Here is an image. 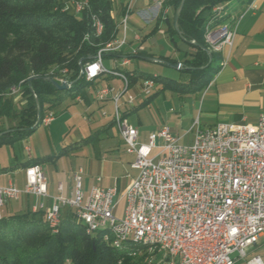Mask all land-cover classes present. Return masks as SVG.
<instances>
[{
  "label": "built area",
  "instance_id": "2783aa9c",
  "mask_svg": "<svg viewBox=\"0 0 264 264\" xmlns=\"http://www.w3.org/2000/svg\"><path fill=\"white\" fill-rule=\"evenodd\" d=\"M88 7L89 0H69L64 9L71 8L78 14ZM250 7L255 8L252 1ZM130 9L131 2L122 19L124 26ZM92 19L98 28L100 19L95 15ZM215 34L211 37L212 43L219 44L220 48L230 47L235 27L232 24ZM116 42L120 49L125 38ZM116 52L101 49V57L81 66L79 76L92 75L95 81L107 74L103 58ZM128 63L127 58L121 61L123 65ZM117 66L114 60V67ZM110 76L122 81V90L115 92L112 86L102 85L95 89L94 98L98 102L111 101L112 121L126 151L135 155L131 167L137 174L121 195L115 187L98 185L85 194L81 169L75 171L70 196L55 197L44 212V217L53 225V233L58 231L56 222L61 218V208L66 207L82 221L87 234L96 233L97 225L114 224L117 239L124 243H130V238H155V247L143 246L150 262L156 254H164L167 260L163 264L181 261L237 264L244 260L245 264H264L260 255L248 257L249 248L264 238V112L254 123L197 127L191 144L180 143L167 125L140 142L137 128L128 123L121 110L122 105L128 108L135 105L130 77L126 71ZM59 82L71 84L62 77ZM139 86L140 94L155 88L154 82L140 81ZM16 92L17 88L11 94ZM76 98L80 100L79 96ZM100 114L106 116L103 109ZM53 118L54 113L49 111L44 125ZM24 172L22 188L11 182L0 186V208L8 199H18L23 194L47 195L42 166L30 165ZM61 189L58 185V190ZM120 200L123 207L118 214L116 206ZM42 209V203L34 207V211ZM102 240L108 242L106 236Z\"/></svg>",
  "mask_w": 264,
  "mask_h": 264
},
{
  "label": "trees",
  "instance_id": "16d2710c",
  "mask_svg": "<svg viewBox=\"0 0 264 264\" xmlns=\"http://www.w3.org/2000/svg\"><path fill=\"white\" fill-rule=\"evenodd\" d=\"M68 1L0 0V116L12 117L17 122L9 130L8 126L0 125L3 126L0 145L11 144L32 133L45 112H52L65 99L83 96L93 81L83 75L79 77L81 66L92 61L116 37L117 28L109 13L110 0H89V7L78 14L71 8L64 9ZM239 2L251 1L184 0L176 27L170 30L174 34L179 32L196 48L195 54L181 64L187 77L176 80L126 71L131 86H138L141 80L153 75L155 87L161 84L174 91L189 92L206 86L220 65L213 54L210 57L205 51L204 34L228 19L230 7ZM181 3L182 0H167L175 10ZM93 15L102 24L99 34ZM45 76L58 83L59 78H65L71 85L58 90ZM28 78H31L29 82ZM12 88H17L18 97L11 94ZM157 92L147 96L139 106H144ZM127 114L128 111L122 112L123 117ZM34 164H40V160H33L27 166ZM57 230L51 232L42 210L0 217V264H163L167 260L165 255L156 254L149 262V255L140 244L127 243L123 249H114L102 240L101 231L87 234L85 225L69 208L61 213Z\"/></svg>",
  "mask_w": 264,
  "mask_h": 264
},
{
  "label": "crops",
  "instance_id": "0c3cea01",
  "mask_svg": "<svg viewBox=\"0 0 264 264\" xmlns=\"http://www.w3.org/2000/svg\"><path fill=\"white\" fill-rule=\"evenodd\" d=\"M129 2H131V9L124 26L122 19ZM252 2L255 8H251L247 2L233 4L229 10L230 17L220 23L230 21V24L235 27V35L231 46H225L222 51L217 53L216 58L220 65L218 71L206 86L199 89V106L203 110V112L200 111V118L204 120V126H201L200 122H198L199 129H206L218 123H254L259 114L264 112V0H253ZM110 3L111 9L109 13L117 28L115 38H125V43L116 53L106 56L107 62L113 64V68L110 69L124 72H144L141 69H143L142 62L145 61L167 66L178 64L181 66L182 63H186L187 58L195 54L196 48L193 44L184 40L179 32L178 34L171 33V27H176L174 15L177 9L175 10L172 5L167 4V0H110ZM124 58L129 60L128 64H121ZM114 60L118 63L117 67H114ZM102 62L106 66L104 59ZM180 66L174 68L181 72V77L176 80L185 78L183 76L185 73L179 68ZM110 75H102L93 81L90 84L92 91H86L85 89L84 95L79 96L80 100L77 98L71 99L72 102L83 106L86 113L83 116V120L88 125L95 123V128L84 140H76L70 145L62 147L58 154L48 152L38 156L27 155L23 160H19V163H14V167H12L13 165L0 167V176L13 175L20 172L23 174L22 178L25 184L24 171L27 164L33 160H40L39 165L42 166L47 181V195L45 197L21 195L17 200L22 197L27 199L31 197L32 199L30 202L27 201L21 212H34V207L40 203L43 204L42 211L45 212L54 203L55 197H69L73 189L72 175L78 169H81L82 190L85 194L89 192L92 186L98 185L104 188L115 187L118 195H121L136 176L125 174L126 168L133 169L131 163L134 161L135 155L126 151V145L112 121L111 101L98 102L94 98V91L97 87L110 85L112 80ZM132 89L140 90V86L132 85ZM163 89L162 85L158 84L153 93ZM174 92L178 93L182 100L181 108L186 110L184 117H190L191 119L193 114L189 112V104L182 98L183 96L195 95V91ZM16 97H18V93ZM64 101L56 108L61 106ZM192 102L195 110L197 101L195 102L194 99ZM141 103L137 105L135 103L130 108L123 106L122 112L128 111V114H130L143 107L139 106ZM101 109L106 112V116L100 114ZM95 113L99 114L100 117L98 119L94 118ZM46 114L47 112L44 115ZM54 121L55 115L53 120L44 126H50ZM169 128L171 133L175 135L173 126H169ZM193 130L194 128H192L191 124L183 136L193 132ZM147 136L144 141H141L138 132L140 142H145ZM183 136L175 137H178L180 142ZM89 143L94 145L101 144L100 146L96 145L94 154L87 159L89 174L93 173L89 182H84V169L81 166L75 169L73 173L69 172L67 168L64 171L57 168L49 169V164L56 165L60 157H65L68 153H73L74 151L85 150L86 145ZM120 144L124 146L125 154L122 156L120 154ZM85 155L87 154L85 153ZM65 173L66 176L64 177ZM125 177H128L129 180L126 183H122L121 180ZM9 182L13 183L11 179H8L5 185ZM58 185L62 186L61 191L58 190ZM15 186L18 187L17 185ZM66 209L68 208H61V213ZM0 217L2 216L0 215Z\"/></svg>",
  "mask_w": 264,
  "mask_h": 264
},
{
  "label": "rangeland",
  "instance_id": "374dc122",
  "mask_svg": "<svg viewBox=\"0 0 264 264\" xmlns=\"http://www.w3.org/2000/svg\"><path fill=\"white\" fill-rule=\"evenodd\" d=\"M213 10L214 8L212 9V11ZM229 22L219 24L212 29L206 30L204 34V41L206 46L204 47V49L209 54V56H212L213 54L214 57H216L218 53V51L212 48L209 40H211L212 36H216L215 32L218 29H221L222 26L226 25ZM106 58V56H104L103 58L104 64L108 69L113 68V64H111V62L108 63ZM216 61H214V63L212 64L213 66L216 65ZM142 64L143 69L141 70L148 74L155 73L156 75H159L161 77L163 76L173 79H178L181 77V72L170 66L146 61L142 62ZM179 68L184 70L185 67L181 65ZM104 75L107 76L108 74ZM185 75L186 74H183V76ZM111 79L112 80L110 81V86L114 88V91L117 92L119 90H122V81L114 76H111ZM86 91H92V86L89 85L88 87H86ZM153 91L154 89L148 91V93L140 94L139 89H132L130 93L136 95L135 103L137 105L141 103V101L145 97L151 95ZM199 92L200 90H195V95L183 96L182 98L189 104V112L193 114L191 119L190 117H184V115L186 114V110L181 108L182 100L179 94L175 93L174 90L169 87H164L163 90L157 92L148 100V102L143 107L128 114L126 119L129 124L138 128L139 138L141 141H144V138L149 133L157 132L164 125L173 126V131L175 133L174 136H183V134L187 132L188 128L192 124V126H194L193 132L186 134L180 140L181 143L189 144L193 140L194 131H196V128L199 127L198 122H200L201 126H204V120L203 118H200V111L203 112V110H201L199 106ZM17 93L18 92H16L15 95H17ZM194 99L195 102L197 101V104H195V110L193 109L192 102ZM122 108H124L123 105L121 106V110ZM52 111L55 115V121L50 126H44L43 124H40L38 128L27 135L26 138L15 141L11 144L0 145V167L10 166L16 162L19 163V160H23L27 155L38 156L48 152L58 154V152L62 150V147L70 145L76 140H84V138H86V136H88L89 133L95 128V123L92 125H88L83 120V116L86 114L83 106L72 102L71 99L65 100L61 106L54 108ZM99 117V114L95 113L94 118L98 119ZM16 123V120L13 121L12 117L6 118L0 116V125L3 124V126H8V130L10 129V127H15ZM3 126H0V129ZM8 130L5 132H8ZM156 142L159 143V140L157 139ZM96 145L100 146L101 144L99 143ZM96 145L89 143L88 145H86L85 150H80L77 152L74 151L73 153H68V155H66L65 157H60V159L57 160L56 165L49 164V169L53 170L57 168L58 170L64 171L67 168L69 172L73 173L75 169L81 166L84 169V182H89L93 176V173L89 174L87 159L92 157V155L94 154L95 148L97 147ZM119 148L121 156L124 155V146L120 144ZM85 153L87 155H85ZM12 167H14V165ZM125 172V174H128L129 176H134L137 174V170L128 168H126ZM22 175V173L17 172L13 175L0 176V186H4L7 183V180L11 179L15 185H17L18 187H22L24 185ZM65 176L66 173L64 174V177ZM128 180V177H125L121 181L122 183H126L128 182ZM31 200V197L29 199H27L26 197H22L19 200L8 199L6 204H4V206L0 208V215L7 216L10 214L19 213L22 211L23 207H25L27 201L30 202ZM122 207L123 201H119L118 205L116 206V212H118V214L120 213ZM249 250L250 252L248 253V257L260 255L264 259V238H261L259 240V243L249 248ZM148 260L150 262V257H148ZM237 264H245V260L240 261Z\"/></svg>",
  "mask_w": 264,
  "mask_h": 264
},
{
  "label": "bare ground",
  "instance_id": "6f19581e",
  "mask_svg": "<svg viewBox=\"0 0 264 264\" xmlns=\"http://www.w3.org/2000/svg\"><path fill=\"white\" fill-rule=\"evenodd\" d=\"M253 1V0H250ZM250 5V3H249ZM232 20V19H231ZM94 26H95V30L96 33L99 34L102 30V24L99 20V27L97 28V23L94 22ZM231 26L230 22L227 23L226 25L222 26L221 29H224L225 27H229ZM219 30V29H218ZM117 39H114L113 41L109 42L108 44H106L102 49H108L111 51H115L119 49V42H116ZM210 45L212 46V48L216 51H222L223 48H220L219 44L216 43H212V39L209 40ZM96 57H101V49L98 51ZM107 74H120V71L116 70V69H108L107 68ZM87 80L92 81V75H85L84 76ZM154 77L152 76L151 78L148 79H144L141 80L142 82H154ZM67 88L70 87L71 84H65ZM12 90H16V88H12ZM48 119V113L46 115H44V117L42 118V121L40 124H43L47 121ZM35 165V164H34ZM80 219H78L79 221ZM45 221L47 222L51 232L53 233V225L51 224V222L47 219V217H45ZM81 221V220H80ZM82 222V221H81ZM60 223V218L57 220L56 222V229H58ZM102 232V236H106L108 238V245H110L111 247H113L114 249H123L125 247V244L120 240L117 239L116 236V226L114 224H102V225H97V232ZM130 243H135V244H140L142 246H148V247H155V238L152 237H145V238H130ZM136 252H132V255H135ZM137 254V253H136ZM172 264H199V262H194V261H181V262H177V263H172Z\"/></svg>",
  "mask_w": 264,
  "mask_h": 264
},
{
  "label": "water",
  "instance_id": "95a60500",
  "mask_svg": "<svg viewBox=\"0 0 264 264\" xmlns=\"http://www.w3.org/2000/svg\"><path fill=\"white\" fill-rule=\"evenodd\" d=\"M183 1L182 0V3L181 5L179 6V8L177 9V11L175 12V15H174V22L176 23L177 21V18L179 16V13H180V10H181V7H182V4H183ZM170 67H173V68H177L178 65H169ZM80 77V76H79ZM31 78H34V77H31ZM31 78H28L27 81L29 82L31 80ZM45 80L49 81L50 83H52L58 90H65L67 89L65 83H58L56 82L52 77H48V76H45L43 77ZM39 117H40V109L39 107H37V121H39Z\"/></svg>",
  "mask_w": 264,
  "mask_h": 264
}]
</instances>
